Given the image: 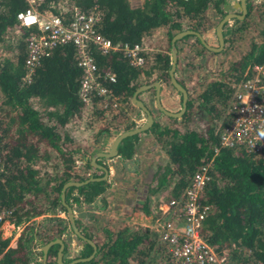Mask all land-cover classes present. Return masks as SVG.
<instances>
[{"label": "trees", "instance_id": "16d2710c", "mask_svg": "<svg viewBox=\"0 0 264 264\" xmlns=\"http://www.w3.org/2000/svg\"><path fill=\"white\" fill-rule=\"evenodd\" d=\"M225 1L140 0L138 5L131 6L128 0H42L35 8L66 19L72 7L85 12L95 6L101 13L97 30L112 42L132 45L153 31L164 33L165 49L152 52L144 66L139 68L128 66L119 53L102 55L89 48L98 76L112 73L115 82L106 86L130 107V96L137 87L148 83L145 79L153 72L156 79L169 82L170 38L183 29L200 34L207 25L209 12L219 15L217 23L226 12L222 10ZM253 1L245 0L246 12L242 19L232 18L224 23L221 30L223 46L219 52L207 51L193 34L175 42L176 54L185 47L192 53L193 60L199 57L200 60L201 54L206 53L229 54L233 58L228 68L218 66L212 74L202 65L204 75L199 81L204 86L194 97L189 90L194 86L190 84L196 80L192 68H188L192 65L190 56L185 61L180 60L183 57L176 58L173 75L185 67L190 71L186 87L182 77L176 79L187 93L185 111L178 118L183 127H159L152 121L143 131L164 147L167 161L156 177V186H164L169 179L170 182L175 179L171 198L179 195L200 165L209 163V180L204 186L202 201L210 206V211L203 221L201 236L219 249L229 247L230 243L240 246L239 250L231 252L232 259L238 264H244L248 258L264 264V153L252 154L242 148L220 146L217 133L227 122V102L236 85L251 76L252 66H264V0ZM26 7L25 0H0V39L15 28L20 31L21 38L31 32V29L19 26L15 18L16 13ZM212 35L215 40V33ZM188 39H191L190 43L186 42ZM177 42L185 44L179 49ZM180 55L183 56L181 51ZM77 58L74 45L56 46L34 67L29 80H25L22 41H18L13 57L0 55V209L12 210L9 221L14 226L23 224L14 247L8 246L9 239L2 238L0 231V264H40L41 251L34 248H40L53 239H61L67 229V234L83 245L76 256L68 257L70 246L61 239L63 262L87 257L91 252V246L73 234L67 217L42 218L47 220L45 224L41 220L38 223L31 221L48 210H58L66 215L60 201V189L66 181H83L102 175L100 170H95L100 173L85 177L74 169L75 160L84 148L92 146L93 140L89 138L90 143L79 144L70 126L71 123L77 126L85 120L82 103L77 96L83 72L77 65ZM195 101L198 108L193 109ZM189 109L201 110L204 124H199V128L186 127ZM121 114L114 117L115 121ZM94 115L104 119L97 110L82 125L84 130L96 128L92 122ZM138 135L122 139L117 147L119 157L131 158V141ZM82 167L89 168L90 165L86 161ZM106 187V179L78 187L69 186L64 191V202L73 211L78 205L94 200ZM74 190L75 194L72 193ZM156 196L158 198L159 195ZM159 200L155 199L154 205ZM147 206L138 209L147 214ZM74 224L79 230L75 219ZM123 225L119 231L106 230L100 242L93 234L79 230L95 244L96 249L92 258L74 264H152L149 262L151 254L158 257V263L154 264H159L162 247L156 233L146 226L137 225L130 229ZM143 244H146L144 249L141 247ZM57 247V244L48 247L45 264H56Z\"/></svg>", "mask_w": 264, "mask_h": 264}, {"label": "built area", "instance_id": "2783aa9c", "mask_svg": "<svg viewBox=\"0 0 264 264\" xmlns=\"http://www.w3.org/2000/svg\"><path fill=\"white\" fill-rule=\"evenodd\" d=\"M41 1L25 0L27 7L15 15L19 26L31 29L24 40V79L29 80L34 67L42 58L50 55L56 46L70 43L76 49L77 65L83 71L77 89L83 115L89 119L97 110L107 119L120 113L123 115L128 106L121 96L106 86L115 82V76L112 73L98 76L89 48H94L102 55L119 53L128 66L139 68L147 61L146 46L142 42L132 45L112 42L100 34L97 28L101 13L95 6L85 12L72 7L65 19L49 11H37L35 6ZM226 113L227 122L217 133L218 144L242 148L252 154L264 153L263 65L252 66L251 76L236 85L227 102ZM208 169L209 163L200 165L190 175L178 196L159 200L153 205L155 216L146 227L156 233L162 247L159 251L162 254L159 264H238L232 259L231 252L239 250L240 246L230 243L229 247L219 249L216 244L206 242L201 236L203 221L210 211V206L202 201L204 186L209 180ZM11 214V209H0V226L7 223L12 225L9 221ZM67 232L63 236H67ZM70 237L73 240L74 236ZM73 245L69 242V257L76 256L81 249V245L75 244L78 252H72ZM34 250L39 251L40 248ZM71 253L74 254L71 256ZM244 264L262 263L248 258Z\"/></svg>", "mask_w": 264, "mask_h": 264}, {"label": "crops", "instance_id": "0c3cea01", "mask_svg": "<svg viewBox=\"0 0 264 264\" xmlns=\"http://www.w3.org/2000/svg\"><path fill=\"white\" fill-rule=\"evenodd\" d=\"M236 1L237 0H226L224 5H234ZM222 10L224 12V7L222 8ZM231 12H236V10L231 9ZM218 17L219 15H215L213 12L207 13V25L200 32L201 39L208 46H217V41L216 39L214 40V37H212L213 35L211 36V33L213 32L212 30L214 29L216 19ZM174 32L175 31H173V33ZM12 33L13 35H9V33L2 35L0 39V48H2L3 51H0V55L9 58L13 57L14 54L17 52L18 41H22L25 56V37L21 38L20 31H17L16 28L15 31H12ZM156 36L158 38H155V36L153 37L151 33L150 35L144 37L141 41L144 47L146 46L145 49L147 59L151 56V53L157 51V49H164L165 42L163 41V39L165 40V38L163 37L162 39L161 37H159L162 35ZM149 40L160 44L159 48L155 47V45L153 44L149 45ZM190 41L191 39H188L186 42L190 43ZM213 41L215 44L213 43ZM177 44L178 45L176 46L180 49V47H182L185 42H177ZM195 48L196 47H193V49ZM180 51L183 56L180 55ZM180 51H177L176 54V58L178 60L180 59V57H183V59L180 60L185 61V59L189 58V56H193L192 53H190L185 47H182V50ZM187 52L189 53V55ZM199 58H197L195 61H197ZM188 63L189 62H187V64ZM188 68L190 69L191 65ZM188 68L185 67V69L178 71L177 74L176 71L174 72L175 79H180L182 77L181 80L185 82V87L186 80L188 79V73L190 72ZM145 81L148 82L147 84H150L152 82L158 83L159 102L164 110L171 113H176L177 111H179L181 107V95L171 86L170 82H166L162 80V78L156 79L155 72H153L148 79H145ZM141 82H144V80H141ZM189 87L190 85L188 86V88ZM136 98L142 103L143 106L146 107V109L152 116L153 123H157L159 127L170 128V126L175 125L174 123L179 122L178 118H175V121L173 120L174 117L168 119L166 115L156 109V106L154 104L153 87L138 93L136 95ZM131 105L132 107H128L126 109V112L121 115L118 121H115L116 119H114V117H112L111 119L104 118L103 120H101L99 118L100 116H93L95 119H92V122L96 125V128L91 130L92 132L94 131V134L91 131H83L77 138L78 143L82 145H84L85 143H90L89 138H95V141L92 140V146L87 149L84 148L79 158L75 160L74 169H76V171L81 172L85 177H89V175L92 173H100L101 170L95 171L98 169L90 165L91 157L94 156L96 152H106L109 149L112 140L114 139V137H112L113 135H117V133L142 125L145 122L146 117L144 113L132 103ZM97 118L99 119L97 120ZM70 126L73 127L72 123ZM118 126H120V128H118ZM80 127L83 126L80 125ZM96 131L97 134L93 137L92 135H95ZM138 134L139 135L137 136V138L131 141L133 151L131 158L123 159L119 157L118 154L110 159L103 158L104 160L99 159V157H96L95 162H99L100 165L106 168L107 187L105 188V193L102 192L101 194L96 196V198H94V200H92L91 202L82 203L81 205L75 207V210H73V218L78 223L79 230H82L88 233L89 235L93 234V237L97 236L98 238L103 239L102 237H104V233L106 232V230L113 229V219V222L118 221V223L126 224L130 229H132V227L134 226H143L142 224L149 223V220L155 216L153 208H150L149 211L148 209H146L147 214H144L138 208L146 207L149 202H151L152 204L154 199L157 198L156 194L159 195L162 191H164L165 188H171L172 184L175 182V179L171 182L168 180V182H166L164 186H156V177L162 171L161 167H158V165L156 164L160 163L161 161L165 163L167 161L166 155L165 153H161V146H158L159 144L156 142V139L150 137L149 133H145L142 131ZM121 141L118 143L117 147L121 144ZM77 161H79L78 164L76 163ZM86 161L90 165L89 168L82 167V164L84 165ZM155 165L156 172L153 173V171H151L150 169ZM169 182L170 185L168 184ZM72 193L75 194V190ZM158 198H161V196H158ZM131 207H135V210L137 211L131 210ZM51 216L63 218V212H60L58 210H48L45 211V213L43 214L35 216L31 221H34V223H38L41 220L42 223L45 224L47 223V220L42 218ZM10 223L12 224V222ZM1 226L0 231L2 228ZM22 227L23 224L19 226H14L13 224L10 225L9 223L6 224V238L9 239V247L15 246L17 237L19 236ZM2 238L4 237L2 236ZM61 239H63L69 245L70 238H68L67 236H63L62 234Z\"/></svg>", "mask_w": 264, "mask_h": 264}, {"label": "water", "instance_id": "95a60500", "mask_svg": "<svg viewBox=\"0 0 264 264\" xmlns=\"http://www.w3.org/2000/svg\"><path fill=\"white\" fill-rule=\"evenodd\" d=\"M234 7H238V10L240 12L239 14L231 12V9ZM224 11H226V13L219 19V21L217 22V24L214 27V33H215V37L217 40V46L216 47L206 45L203 42V40L201 39L200 34H198L197 32H195L193 30H190V29H183L181 31H178L170 38V66H169L167 74H168L169 82H170L171 86L181 95V107H180L179 111H177L176 113H171V112L164 110L161 107L160 102H159V95H158L159 85L157 82H152L150 84H145V85L139 86L138 88H136L134 90L133 94L131 95V103L134 106H136L137 108H139L144 113V115L146 117L145 122L142 125H139V126L134 127L132 129L125 130V131L121 132L119 135H117L112 140V142L109 146V149L106 152H96L94 154V156L91 157L90 165H92L94 168H96L98 170H101L102 175L100 177H89L83 181L68 180L65 183H63V185L61 186L60 201H61V204L65 207L66 217L68 219L69 227L75 236H77L81 240L86 241L91 246L90 254L87 257L75 258V259H72L71 261L63 262L62 261L63 243H62V240L60 238H56V239H53V240L47 242L46 244H44L40 247V251H41V262H40V264H45V262H46V255H45L46 250L52 244L58 245L56 255H55L56 264H74L78 261L88 260V259L93 257V255L95 253L96 246L90 239L84 237L79 232L77 227L75 226L74 218H73V212H72L71 208L67 204H65V202H64V191H65V189L69 186L78 187V186H81L82 184H85L87 182L99 181V180L106 179V176H107L106 168L95 162L96 157H99V158L102 157L104 159L105 158L109 159V158L116 156L117 155V149H116L117 145L122 139L129 137V136H132V135H135V134H138V133L146 130L151 125V123L153 121L152 116L149 113V111L146 109V107L143 106L139 100H137L136 95L138 93L142 92L143 90H146L148 88L153 87L154 88V104L156 106V109H158L164 115L169 116V117H174V118H179L183 114V112L185 111V107H186L187 93H186V90L176 81V79L174 78V75H173V71L175 69V62H176L175 42L185 35L193 34L198 38L200 43L207 50H211L213 52H219L223 46V38H222V34H221L222 26L224 25L225 22H227L231 18H235V19H242L243 18V16L245 15V12H246L245 0H238V2L232 6L230 4H225L224 5Z\"/></svg>", "mask_w": 264, "mask_h": 264}, {"label": "rangeland", "instance_id": "374dc122", "mask_svg": "<svg viewBox=\"0 0 264 264\" xmlns=\"http://www.w3.org/2000/svg\"><path fill=\"white\" fill-rule=\"evenodd\" d=\"M129 1V3H130V5L131 6H136V5H138L139 4V2H140V0H128ZM251 1H253V0H248V2H251ZM63 4V3H62ZM50 7H52V5H49ZM9 35H13V33L11 32V33H9ZM152 35H153V37L155 36V38H158L156 35H162V36H159V37H161L162 39H163V37H164V33L163 32H161L160 30H158V31H153V33H152ZM152 37V36H151ZM213 37V36H212ZM163 41L165 42V40L163 39ZM149 45H151V44H153V45H155V47H158L160 44H157L156 42H154V41H150L149 40ZM213 43H214V41H213ZM215 44V43H214ZM161 45H162V42H161ZM155 47H153V48H155ZM165 47H166V43L164 44V49H165ZM206 50V49H205ZM0 51L2 52L3 51V49L2 48H0ZM208 51V50H207ZM204 53H206V52H204ZM216 54H210V53H206V55L204 54H201V59L199 60H197V61H195V60H193L192 58H191V56H190V60H191V68H192V72H194L195 74V81L193 82L194 84H190V85H194V86H191L190 87V89L189 90H191L190 92H191V96L192 97H194V96H196L198 93H199V91L202 89V87L204 86V84H202L201 83V81H199V79L201 78V76H202V74L204 75V69L202 68V65H204L207 69V71H209L211 74L212 73H214V72H216V69H218V66H219V68H221V67H224V69H226V68H228L229 67V65H230V63H231V61H232V56L231 55H227V56H224V55H222V54H217L216 56H215ZM228 59V60H227ZM225 60V61H224ZM194 65H197V67L198 68H195V66ZM185 83V82H184ZM186 85H187V83H186ZM192 97H190V98H192ZM0 100H1V97H0ZM197 101H195V104H194V106H193V109H195V108H198V106H197ZM202 112H201V110L200 109H197V110H192V109H189L188 110V115H187V117L189 118L188 119V122H187V124H186V127H188V128H199L200 126H199V124L200 125H203L204 124V122L202 121ZM221 119H222V117H221ZM86 120H87V117L85 116V120H84V123L82 122V121H80L79 122V124L77 125V126H73V129H74V133L76 134V136H73L74 137V139L75 140H78L77 139V137L80 135V133L81 132H83V130L85 129V127H84V129H83V127H80V125H83L84 126V124H85V122H86ZM184 123V122H183ZM175 125H173V126H170V127H175V128H182L183 127V125H182V123L181 122H178V123H174ZM72 127V126H71ZM202 128V127H201ZM91 132H92V130H90ZM92 133H94V131L92 132ZM92 133H91V135H92ZM93 137L94 136H96V134L95 135H92ZM82 138V137H81ZM153 138H155V137H153ZM93 139V141H95V138H92ZM156 139V138H155ZM159 145L158 146H161V153H164V147H162V145H161V143L157 140L156 141ZM160 148V147H159ZM160 159V158H159ZM78 162L79 161H77L76 163L78 164ZM164 162L163 161H161L160 163H158V164H156V165H158V167H161L162 165L164 166ZM156 165L154 166V167H152L150 170L151 171H153V173H155L156 172ZM87 168V167H86ZM51 171V170H50ZM169 181H170V179H169ZM171 181H173V179L171 180ZM169 185H170V183H168ZM172 188V187H171ZM171 188H165L164 189V191H162L160 194H159V196H161V198H156V199H160V200H165V199H167V198H170V196H171ZM105 189L102 191L103 193H105ZM158 195V194H157ZM154 202H155V199H154V201H153V203L151 204V202H149V206H148V211H149V209L150 208H152L153 207V205H154ZM131 210H133V211H137V210H135V207H131ZM146 211V210H145ZM146 213H147V211H146ZM140 215H142V214H140ZM65 217V219H66V215L63 213V218ZM62 218V219H63ZM114 221V219L112 220V228H113V231L115 230V231H119V230H121V229H123V224H120V223H118V221L117 222H113ZM118 223V224H117ZM143 226H146L147 224L146 223H144V224H142ZM2 228H1V237L3 236L4 238H6V225H3V226H1ZM68 230V229H67ZM67 237L68 238H72V237H70V235H68L67 234ZM96 239H97V242H100V238H98L97 236L95 237ZM70 242H71V244L73 243L74 245L71 247L72 248V252H78V251H76L77 250V246H75V244H82L83 245V243L81 242V241H77L76 239H74L73 238V240L71 239L70 240ZM146 246V244L144 245H141V247L144 249V247ZM153 253V252H152ZM74 253H71L70 255L72 256ZM154 254H156V253H154ZM69 256V255H68ZM146 257H144V259H145ZM64 259H65V256H64ZM149 262L151 263L152 262V264H154V263H158V257H156V256H154L153 254H151V257H150V260H149Z\"/></svg>", "mask_w": 264, "mask_h": 264}, {"label": "flooded vegetation", "instance_id": "af4514ba", "mask_svg": "<svg viewBox=\"0 0 264 264\" xmlns=\"http://www.w3.org/2000/svg\"><path fill=\"white\" fill-rule=\"evenodd\" d=\"M237 2H238V0H237L235 3H237ZM230 5L232 6L233 4H230ZM223 7H224V6H223ZM232 9H235V10H236V12H232V13H238V14L240 13L239 10H238V7H234V8H232ZM225 13H226V12H225ZM231 19H232V18H231ZM228 21H230V20H228ZM216 24H217V23H216ZM216 24H215V25H216ZM214 27H215V26H214ZM212 31H213V32L211 33V36H212V34L214 33V29H213ZM216 41H217V40H216ZM114 157H115V156H114Z\"/></svg>", "mask_w": 264, "mask_h": 264}, {"label": "clouds", "instance_id": "9594fccd", "mask_svg": "<svg viewBox=\"0 0 264 264\" xmlns=\"http://www.w3.org/2000/svg\"><path fill=\"white\" fill-rule=\"evenodd\" d=\"M119 134H120V133H119ZM119 134H117V135H119ZM117 135H116V136H117ZM116 136H115V137H116ZM115 137H114V138H115ZM109 159H110V158H109ZM72 212H73V211H72Z\"/></svg>", "mask_w": 264, "mask_h": 264}]
</instances>
